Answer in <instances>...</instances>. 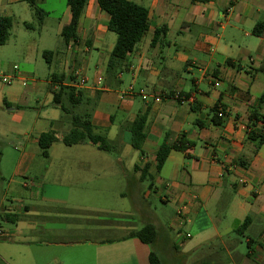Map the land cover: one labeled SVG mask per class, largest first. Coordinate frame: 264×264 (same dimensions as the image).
<instances>
[{"label": "crops", "instance_id": "0c3cea01", "mask_svg": "<svg viewBox=\"0 0 264 264\" xmlns=\"http://www.w3.org/2000/svg\"><path fill=\"white\" fill-rule=\"evenodd\" d=\"M129 1L147 10L148 28L121 69L107 73L116 36L96 0H86L77 40L67 43L65 2L53 45L46 43L47 0H36L46 16L28 40L19 30L34 22L27 4L0 0V16L11 17L18 30L5 43L18 62L8 75L24 88L2 83L0 74V264H150L160 246L173 257L182 247V264H264V143L247 137L250 114L264 116V32L252 33L264 19V0ZM130 86L150 97H122ZM60 87L72 88L79 100L68 114L53 103ZM154 96L167 97L155 103ZM73 115L88 118L114 154L90 142L62 144ZM141 115L142 154L129 131ZM252 129L261 132L260 123ZM48 132L57 141L44 162L37 141ZM181 136L190 145L170 151L156 172L157 149ZM108 193L114 207H105ZM151 197L171 208L170 216L160 218ZM180 208L182 226L175 217ZM148 224L156 233L150 245L133 236ZM184 227L178 245L172 235ZM229 233L245 238L246 254Z\"/></svg>", "mask_w": 264, "mask_h": 264}, {"label": "trees", "instance_id": "16d2710c", "mask_svg": "<svg viewBox=\"0 0 264 264\" xmlns=\"http://www.w3.org/2000/svg\"><path fill=\"white\" fill-rule=\"evenodd\" d=\"M193 2L205 3L207 0H192ZM33 14L35 23H23V27L28 30H34L39 28L46 16V13L36 5V0H24ZM99 8L109 15L107 23L108 31L112 32L116 36L114 46L109 55L107 61V73H116L121 69V65L126 56L131 53L137 43L146 34L147 23V10L130 2L129 0H96ZM66 4L70 10L71 21L69 25L65 26L61 31V36L64 42H75L77 40L76 30L81 13L86 4V0H66ZM13 19L11 17L0 16V46L5 45L10 35V30L13 26ZM163 32L156 31L151 43H155L158 36ZM264 32V19L255 24L252 33L255 35H261ZM48 52L43 53L45 58ZM65 96V100L68 105L65 107L62 104V98ZM260 101H264V96L260 98ZM53 103L60 108L62 113L68 114L69 108H72L79 104V100L74 96V90L72 88L60 87L58 91L53 93ZM219 110L216 107L213 111V117H217L215 123L218 121ZM252 124L249 126L250 130L247 133L248 139L255 141L257 145L264 143V137L262 131L264 130V116H260L257 112H252L248 119ZM146 123V116L141 115L133 121L129 127L131 134L130 144L132 148L142 154L141 145L145 138L144 126ZM261 125V132H255L252 128L257 124ZM70 130L65 134L61 142L65 146H72L81 144L84 142H90L96 145L97 149L105 152H111L115 147L107 140L103 135L94 132V127L90 124L88 118L83 116L73 115L70 121ZM57 138L52 132L43 133L38 137V147L40 154L43 158H47L48 149L52 143L56 142ZM190 145L183 136L178 140L176 144L168 146L162 144L155 153V171L158 172L162 168L166 158L170 151H184L186 147ZM145 174V172H144ZM247 222L244 221L238 231H243ZM142 243L150 245L156 238L155 229L152 225H145L137 232L133 234ZM150 264H161V260L154 254L149 255Z\"/></svg>", "mask_w": 264, "mask_h": 264}, {"label": "rangeland", "instance_id": "374dc122", "mask_svg": "<svg viewBox=\"0 0 264 264\" xmlns=\"http://www.w3.org/2000/svg\"><path fill=\"white\" fill-rule=\"evenodd\" d=\"M65 2H66V0H47V4H46V6H44L45 9L50 11L48 17L46 18V43L48 45H53L55 43V41L57 40L56 38H58L55 35L56 30H57V20L61 16V13H62V11H63V9L65 7ZM36 5L39 8H41V9L43 7L40 4V2H36ZM24 6H25V8H26V10H27V12L29 14L28 19H31V17L33 16L32 12L29 10L27 5H24ZM31 20L33 21V19H31ZM34 23H35V19H34V22L32 24H34ZM19 30L22 32V34L24 36V40H28L30 36L33 37V38H36V34L35 33L29 32L28 30H25L21 26L19 27ZM10 34L11 35H13V34L14 35H18V30L15 29L14 23H13L12 29L10 30ZM253 40H254L253 47L256 49V51H258L259 50V48H258L259 43H255V42H258V41H256L257 39H253ZM13 65H18V62L16 61V57L14 55V52L12 50L11 45L0 46V71H2V72H0V74L4 73L1 76L8 75V73H9L8 70ZM37 70H38V73H39L38 77L40 79H43L42 69L41 70L37 69ZM27 84H29V83L27 82ZM11 85H12V87L20 88L21 90L24 89L23 87L19 86L15 81H13ZM63 105L66 107L68 105V103L65 101ZM58 146H59V148H65V146H63V145H58ZM2 149L4 150V149H6V147H3ZM111 152L113 153L114 151L111 150ZM42 160L45 162V159L41 157V161ZM29 175H31V174H29ZM22 179L23 178H17L16 180H22ZM112 199L113 198H110V194L109 193L105 196V200L107 201L106 202L107 206H105V207H111V205L112 206L114 205V202H113ZM149 202L151 203L152 210L156 211V214L158 216H160V218H164V217L166 218V217L170 216L171 208H165L158 201V199H156L154 197H151L149 199ZM5 205L6 206H10L11 205L9 198H8V201L5 202ZM137 219L140 220V218L138 216H137ZM226 220H227V224H229V226H230V224L232 222V219H231L230 215H227ZM186 232H187V230L184 227L182 229L181 234L179 235V237H177L175 235H172L174 242H176L179 245L180 242H181V240L179 238L181 236H184V234ZM231 235L234 238H236L237 240L240 241V243L237 245L238 246V251L241 252L242 254H246L247 251H248V248H247V245H246V242H245V238L240 236V235L233 234V233H229L228 236H231ZM225 237L227 238V236H225ZM181 250H183L182 247L179 248V250H178L179 253L174 254V257L166 248H163L161 246L156 251L158 253V257L160 258L162 264H182V262H181Z\"/></svg>", "mask_w": 264, "mask_h": 264}, {"label": "built area", "instance_id": "2783aa9c", "mask_svg": "<svg viewBox=\"0 0 264 264\" xmlns=\"http://www.w3.org/2000/svg\"><path fill=\"white\" fill-rule=\"evenodd\" d=\"M12 68H13V70L16 69L15 66H13ZM14 79H16V76H14V75H3V76L1 77V81H2V83H5V84L10 83V82L13 81ZM215 86H218V83H216ZM136 93L140 96V98L142 99V101H146V100L150 97V96H149L147 93H145L144 91H138V92H135L131 86L128 87L127 90L124 91V92L122 93V97H132V96L135 95ZM166 97H167V96H164V97H162V96H154V97H153V101H154L155 103H160V102H161L164 98H166ZM173 97L176 98V99H178V100H181V99H182V96L180 95V93H175ZM218 117H221L220 112L218 113ZM184 214H185V213H184V211H183L182 208L178 209V210L175 212V217H176V219H177V221H178V223H179L180 226H182V224H183L184 221H185V215H184ZM185 237H186V238H189L190 235H189V234H186Z\"/></svg>", "mask_w": 264, "mask_h": 264}]
</instances>
